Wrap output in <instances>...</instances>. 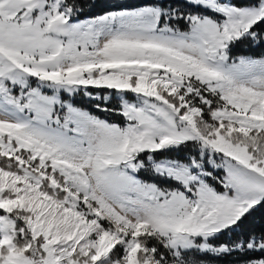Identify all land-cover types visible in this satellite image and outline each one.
<instances>
[{
  "label": "snow or ice",
  "instance_id": "obj_1",
  "mask_svg": "<svg viewBox=\"0 0 264 264\" xmlns=\"http://www.w3.org/2000/svg\"><path fill=\"white\" fill-rule=\"evenodd\" d=\"M241 44L264 0H0V264H264V231L214 243L264 218V52Z\"/></svg>",
  "mask_w": 264,
  "mask_h": 264
},
{
  "label": "trees",
  "instance_id": "obj_2",
  "mask_svg": "<svg viewBox=\"0 0 264 264\" xmlns=\"http://www.w3.org/2000/svg\"><path fill=\"white\" fill-rule=\"evenodd\" d=\"M129 0H99L100 3H108V4H113V3H118V4H128V5H133L137 6L143 3H150L153 2V0H137L135 3L128 2ZM166 2H173V0H166ZM104 10H110V9H102L100 7H95L91 11L87 10V15H98L101 14L102 11ZM181 28L184 27V23L181 21L180 22ZM261 50L260 52L264 51V46L259 47ZM259 48H253L249 47L245 44L238 45L233 48V55H238V54H249L253 56H259L260 52L258 51ZM78 106L85 108V104L82 102H75ZM170 155H175V154H170ZM148 179V178H147ZM159 181V180H157ZM264 231V218H262L260 215H257L255 218H249L248 221H245V223L241 226L240 229L233 231L231 233L225 232L223 235H220L217 240L214 243H230L231 241L237 240L241 236H247L248 233L250 232H255L259 234L260 232ZM211 255V254H210ZM248 255H253V256H260L261 253L259 252H254V253H249ZM245 258L244 254L234 251L230 255H222L219 257L215 256H210L207 258V260H213L211 262L215 264H240V261H242ZM210 262V261H207Z\"/></svg>",
  "mask_w": 264,
  "mask_h": 264
},
{
  "label": "rangeland",
  "instance_id": "obj_3",
  "mask_svg": "<svg viewBox=\"0 0 264 264\" xmlns=\"http://www.w3.org/2000/svg\"><path fill=\"white\" fill-rule=\"evenodd\" d=\"M137 0H129L128 2H131V3H135ZM87 8L85 9V11H84V14H82L79 18L80 19H83V18H85V16H88L87 14H89V13H87ZM183 22V21H182ZM260 48H259V52H260ZM232 52H233V50H232ZM264 52V51H263ZM262 52H260V54H261ZM233 54V53H232ZM238 55H246V56H248L249 54H238ZM251 56V55H250ZM253 56V55H252ZM48 94H51V92L49 91L48 92ZM62 99H66V100H71L74 104H75V106H77V107H80V106H78L75 102H82L83 104H85V108L86 109H88V110H90V111H92L95 115H98V116H100L101 118H105V119H108L109 121H112V122H116V123H120V124H123V118L121 117V116H117V115H111V114H108V113H104V112H100V111H97L96 109H95V107H94V103L93 102H90L89 100H88V98L87 97H85V96H83L81 93H77L75 96H69L67 93H64V94H62V97H61ZM129 99H131V96H129ZM217 175H222L223 173H222V170H220V171H218L217 173H216ZM142 175V177L143 178H145V179H152L151 177H148V176H144V174L142 173L141 174ZM158 183H161L162 185H164V184H166V182L165 181H157ZM218 189H220V185L219 184H216L215 185ZM220 190H222V189H220ZM117 253H119V248H117ZM189 255H196L198 258H200V259H203V260H205V261H210V262H207V264H215V263H213V262H211V261H213V260H207V258H209L211 255H208V256H203V255H201V254H193V253H189Z\"/></svg>",
  "mask_w": 264,
  "mask_h": 264
}]
</instances>
